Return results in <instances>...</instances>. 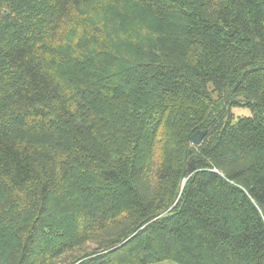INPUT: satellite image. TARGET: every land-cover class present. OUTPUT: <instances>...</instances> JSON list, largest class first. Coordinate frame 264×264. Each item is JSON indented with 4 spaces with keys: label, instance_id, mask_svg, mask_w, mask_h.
Wrapping results in <instances>:
<instances>
[{
    "label": "trees",
    "instance_id": "16d2710c",
    "mask_svg": "<svg viewBox=\"0 0 264 264\" xmlns=\"http://www.w3.org/2000/svg\"><path fill=\"white\" fill-rule=\"evenodd\" d=\"M0 264H264V0H0Z\"/></svg>",
    "mask_w": 264,
    "mask_h": 264
},
{
    "label": "water",
    "instance_id": "95a60500",
    "mask_svg": "<svg viewBox=\"0 0 264 264\" xmlns=\"http://www.w3.org/2000/svg\"><path fill=\"white\" fill-rule=\"evenodd\" d=\"M205 133H206L205 130H197V131H195L192 134V136H191L192 143L195 144V145H199L201 140L203 139ZM193 169H194V164H193V161L190 160L188 162V165H187V168H186L187 174L190 175L192 173Z\"/></svg>",
    "mask_w": 264,
    "mask_h": 264
},
{
    "label": "rangeland",
    "instance_id": "374dc122",
    "mask_svg": "<svg viewBox=\"0 0 264 264\" xmlns=\"http://www.w3.org/2000/svg\"><path fill=\"white\" fill-rule=\"evenodd\" d=\"M232 113L234 114L235 119H237V117L239 116H248L250 115V110L249 108L245 107V106H232L231 108Z\"/></svg>",
    "mask_w": 264,
    "mask_h": 264
}]
</instances>
